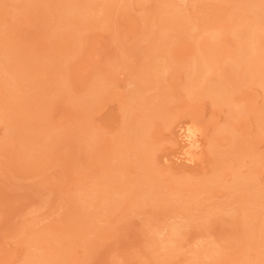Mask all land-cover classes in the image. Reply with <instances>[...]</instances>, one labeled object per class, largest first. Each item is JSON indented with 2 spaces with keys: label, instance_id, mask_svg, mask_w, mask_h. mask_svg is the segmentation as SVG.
<instances>
[{
  "label": "rangeland",
  "instance_id": "1",
  "mask_svg": "<svg viewBox=\"0 0 264 264\" xmlns=\"http://www.w3.org/2000/svg\"><path fill=\"white\" fill-rule=\"evenodd\" d=\"M259 66L264 0H0V264L263 263Z\"/></svg>",
  "mask_w": 264,
  "mask_h": 264
},
{
  "label": "bare ground",
  "instance_id": "2",
  "mask_svg": "<svg viewBox=\"0 0 264 264\" xmlns=\"http://www.w3.org/2000/svg\"><path fill=\"white\" fill-rule=\"evenodd\" d=\"M98 1V0H97ZM92 2H93V0H92ZM102 4V3H101ZM257 27L256 26H254V27H252L251 26V28H249V29H243L242 31H238L237 33L239 34V35H241V36H244L245 38H249V40H257L260 36H261V34H260V32L258 31V29H256ZM245 30V31H244ZM258 31V32H257ZM237 34V35H238ZM238 35V36H239ZM240 45V44H239ZM255 45V44H254ZM4 52V51H3ZM256 52H257V49H256V47L255 46H252L251 44H245V45H243L242 46V52H241V56L239 57V58H236V63L235 64H238V65H240V66H242L243 64H248L249 63V61L247 60V58H246V56H252V60H250V62H253V56L256 54ZM207 55V54H206ZM238 57V56H237ZM244 57V58H243ZM206 61V60H205ZM229 61V60H228ZM232 62V61H231ZM237 65V66H238ZM6 69H8V67L6 68ZM158 70V69H157ZM197 71V70H196ZM238 71V70H237ZM258 71H260V72H262V73H264V68H262V67H256L255 68V70H254V72L256 73V72H258ZM22 72V71H21ZM240 72V71H239ZM144 73V72H143ZM198 73V72H197ZM134 74V73H133ZM161 74V73H160ZM185 75V74H184ZM145 77V76H144ZM252 77V76H251ZM264 77V76H263ZM212 80L214 79V78H211ZM261 79V78H260ZM134 80H135V78H134ZM262 80V79H261ZM188 81H190V80H188ZM188 81L186 82L187 83V85H192L193 84V79L188 83ZM199 81V80H198ZM6 82H8V81H6ZM8 85H10V84H8ZM141 85V84H140ZM195 90V89H194ZM5 91V90H4ZM222 91V90H221ZM209 92V91H208ZM210 92H212V93H214V92H217V89H216V87L214 86V88L213 87H211L210 88ZM221 93V92H220ZM222 99V98H221ZM259 110V109H258ZM8 118V117H7ZM129 123V122H128ZM130 125V124H129ZM193 129V128H192ZM191 129V127H184V129H183V131H182V133H183V137H184V141L188 144V145H193L194 143L196 144V142H195V140H198V139H195V137H194V133H196L195 131H193ZM231 131V130H230ZM139 133V132H138ZM196 135V134H195ZM231 135V134H230ZM136 141V140H135ZM183 141V142H184ZM186 143H183L184 144V146H186L187 144ZM186 144V145H185ZM191 147V146H190ZM187 148V150L186 151H188V147H186ZM192 148H193V146H192ZM194 149V148H193ZM196 149V148H195ZM186 151H185V153H186ZM116 152V151H115ZM122 155V154H121ZM188 156H190V154L188 153ZM190 157H192V156H190ZM185 158V157H184ZM117 159V158H116ZM188 159H189V157H188ZM144 162V161H143ZM102 174V173H101ZM105 175V174H104ZM83 179V178H82ZM81 179V180H82ZM93 179V178H92ZM114 179V178H113ZM134 180V179H133ZM232 182V181H231ZM90 185V184H89ZM238 186V185H237ZM120 187V186H119ZM165 187V186H164ZM188 187V186H187ZM113 188V187H112ZM121 191H123V190H121ZM188 192V191H187ZM193 192V191H192ZM112 193V192H111ZM177 193V192H176ZM157 194V193H156ZM164 195V194H163ZM100 197V196H99ZM78 200V199H77ZM167 200V199H166ZM100 201V200H99ZM109 202V201H108ZM243 202V201H242ZM263 203V202H262ZM81 205V204H80ZM79 206V205H78ZM112 206V205H111ZM81 208V207H80ZM208 209V208H207ZM107 210V209H106ZM187 214V213H186ZM255 217V216H254ZM252 218V217H251ZM250 230V229H249ZM255 232V231H254ZM249 233V236L251 235L252 237H253V235L254 234H256V233H253V231H251V232H248ZM251 233H253V234H251ZM238 234V233H237ZM35 237V236H34ZM248 237V236H247ZM257 238V236L255 237V239ZM177 239V238H176ZM257 240V239H256ZM262 240H264V239H262ZM75 241V240H74ZM173 241V240H172ZM181 241V240H180ZM80 242V241H79ZM242 242V241H241ZM262 243V242H261ZM245 244L247 245V243L245 242ZM237 245V244H236ZM244 246V245H243ZM174 247V246H173ZM255 247V246H254ZM204 248V247H203ZM259 248V247H258ZM256 252V251H255ZM261 252H262V250H261ZM213 253V252H212ZM254 253V252H253ZM248 255V254H247ZM259 255H260V253H259ZM61 258V257H60ZM260 258V257H259ZM258 257H257V259H259ZM241 259V258H240ZM254 260V259H253ZM254 263H248V262H246V263H244V264H264V262L263 263H261V262H256L255 260L253 261Z\"/></svg>",
  "mask_w": 264,
  "mask_h": 264
}]
</instances>
